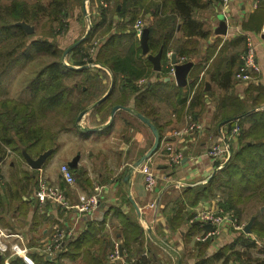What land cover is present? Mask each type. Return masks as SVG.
<instances>
[{
	"label": "crops",
	"instance_id": "crops-1",
	"mask_svg": "<svg viewBox=\"0 0 264 264\" xmlns=\"http://www.w3.org/2000/svg\"><path fill=\"white\" fill-rule=\"evenodd\" d=\"M154 1L156 3L157 0ZM85 2L86 12L83 8L81 11L84 14V21H88L91 15L97 16L98 3L96 0H85ZM148 2L149 0L145 4ZM253 2L254 0L214 2L207 13L199 15V20L207 23L210 33L207 38H198L197 52L184 61L188 64V71L182 85H178L170 73L157 77L161 69L154 70L151 62L152 76L148 80L144 78L138 80L140 85L146 80L148 86L154 84L150 90L145 85L140 91L134 92L126 104L118 103L112 107L107 104L99 108V103L114 86L113 74L102 65H98L100 70L88 69L89 73L97 74H101V70L105 71L106 75L101 79L105 90L99 98L90 102L77 115L75 123L78 131L75 133L81 135L84 139L83 143L75 147L71 145V148H68L61 142L62 140L57 141L55 150L48 149L49 153L38 168H33L27 163L24 156L26 152L23 151L22 158L28 165L27 168L20 171V175L13 180L4 178L12 186V192L6 191L8 195H16V189L13 186L21 187L22 190L8 206L6 205L5 211L0 213V220H6L2 228H11L10 233L23 237V245L27 247L28 255L36 250L31 244L37 239V242L47 239L55 224L71 229L65 241L82 232L92 233L95 237L103 234L110 237L111 234L113 239L110 238V240L113 244L118 242L121 246V217L114 212L113 208L116 207L129 219L137 222L142 233L143 247L146 246L149 252V247L153 252H158L157 259L161 261V264H223L224 256L228 254L226 264H264V227L259 229L260 237L254 232L255 220L263 219L264 221L263 200H259L261 202L258 204L259 213L241 223V229L232 227L230 222L225 220L218 235L202 239L208 231H205L204 226L197 225L200 222L198 212L219 209L220 200L215 197L201 198L195 205L190 206L183 199L185 188H196L204 184L224 165V162L212 160L205 154L208 147L215 141L219 125L222 124V122L218 124V118L215 115L217 101L232 93L239 98H245L249 108L264 109V35L261 36L259 33L264 21V0H259L256 5ZM117 9L120 7L117 6ZM109 19L110 15L107 22ZM142 20L145 27V24L152 20L151 13L148 11L143 14ZM81 24L76 15L71 17L68 36L78 40L72 42L63 53L65 56L68 52L63 60L64 64L74 69L90 68L86 64L83 66L71 64L72 61L68 57L73 48L70 46L79 40L82 41L90 27L85 24L86 29L82 30ZM13 25L16 24L13 23ZM130 29L128 16L114 13L112 25L104 40L112 34H120L122 38L130 40L123 53L129 50L133 41H136L140 47L141 32L135 28L134 35L130 36L128 34ZM247 35L251 36L256 44L255 57L260 70L253 73L255 75L253 80L236 83L235 73L240 66ZM136 42H134L135 45ZM68 48L70 49L65 53ZM32 50L29 45L25 46L26 55L20 56L19 59L28 58ZM36 54L39 59L42 57L39 52ZM145 57L148 58L141 49L140 60ZM228 70L233 73L232 85L229 89H222L218 79ZM28 83L24 85L23 82L20 86L21 90L16 94L18 98L11 99L25 102L31 100L33 95ZM71 84H75V81L72 80ZM180 87L182 89H179ZM119 93V90L114 92V96H119ZM141 93H143L142 96ZM114 106L119 107L113 112ZM191 112L203 123L204 129L187 137L177 138L169 134L171 130L181 128L186 122V113ZM139 114L151 122L159 135L158 147L147 160L143 157L150 150L155 136L149 125L139 118ZM36 120L40 123L39 110ZM42 123H45L44 113ZM223 126L226 128V123ZM237 145L238 142L234 136L229 143L230 151ZM170 149H178L182 152L183 157L180 163L171 166L168 164L164 153ZM38 156L30 157L35 159ZM3 158L0 159V165ZM74 158H76L75 166L69 167L78 179L74 184L69 185L60 176L59 164L62 162L69 164ZM145 161L150 163L158 176L157 192H159L160 201L156 211L147 207L155 194L144 189L142 174L139 171V167ZM8 166L10 170H14L15 162L11 161ZM32 170H37V181L44 177L49 182L65 188L72 208L63 211L48 200L40 202L34 195L36 188L31 186L32 180L26 177V173H32ZM2 186L3 183H0V195L4 197L6 193L3 189L1 190ZM94 187L101 189L98 208L91 215L79 214L75 205L80 196ZM136 204L142 207L140 214L136 212ZM175 206L180 209L178 216L171 210ZM15 221L20 222L19 229L12 226ZM249 222H251L250 232L247 233L243 228ZM88 223L90 227L92 226L91 230L88 229ZM158 237L164 240V244L156 243L159 240ZM209 238L211 239L206 242ZM9 239V241H15L17 238L11 236ZM98 247V244L88 247L85 245L84 249L89 248L91 252H94ZM162 248L166 249V252L159 254ZM221 249L225 251L223 255L213 258L212 255ZM121 250L123 254L122 246ZM80 254L81 257L82 254ZM2 257L3 254H0V259ZM8 259L6 257L3 264H8ZM21 259L25 262L23 258ZM73 262L78 263V261ZM33 264H35L34 261ZM86 264L91 263L86 262ZM154 264L158 263L155 261Z\"/></svg>",
	"mask_w": 264,
	"mask_h": 264
},
{
	"label": "trees",
	"instance_id": "trees-1",
	"mask_svg": "<svg viewBox=\"0 0 264 264\" xmlns=\"http://www.w3.org/2000/svg\"><path fill=\"white\" fill-rule=\"evenodd\" d=\"M84 1L0 0V72H6L12 64L19 60L20 56H25V46L27 45L34 52L44 53L45 57L48 54L51 57L50 61L45 63L28 83L29 90L33 95L31 100L25 102L11 98L0 99V159L10 153L23 157V151L30 156H38L48 149L55 150L60 132L78 131L75 123L78 113L104 92L105 86L101 84V79L106 75L105 71L101 70V74L89 73L88 69L91 68L74 69L64 64L62 60L64 48L59 45L56 38L68 30L70 19L74 15L82 23V30L86 29L84 14L81 11ZM96 1L98 14L95 17L90 16V27L87 34L70 50L68 57L72 61L71 64L83 66L88 62H96L112 72L114 86L99 103V108H103L107 104L110 107L118 103L126 104L134 92L140 91L145 85L148 86L147 80L153 74L151 61L146 57L140 60L141 49L136 41V45L134 41L130 44L126 53L117 52L116 47L122 38L120 34H112L99 46L98 44L93 45V54H90V46H87V42L91 40L98 29L105 27V30L108 31L112 25L114 13L128 16L131 26L128 33L130 36L135 33L133 25L137 16L139 14L143 16L148 11L151 13L152 20L145 24L148 52L150 54L160 52L161 54V72L156 74L159 77L169 74L168 52L174 53L177 60L180 57L190 58L197 52L198 38H207L210 33L207 23L199 20V15L207 11L214 2L217 3L220 0H157L156 3L154 0H149L147 4L145 2L148 0ZM117 6L120 9H117ZM108 15H110V19L107 22ZM19 21L26 22L33 27L42 23L44 27L48 25L49 30L43 32L42 35L34 31L27 33L21 26L13 25ZM232 75V71L228 70L220 76L218 82L222 89L231 88ZM75 76L82 78L81 80L76 79L75 84L68 82ZM141 78L147 80L140 85L138 80ZM152 85L154 84L148 86V90ZM118 90L120 91L119 96H114V92ZM38 110L39 115L43 113L45 115L52 111L56 116L60 115L65 119L60 122L58 129L52 130L49 126L37 122ZM192 114L196 116L194 113ZM215 115L218 118V124L228 120L226 122L228 131L235 123L238 125L240 130L236 136L238 145L231 149L227 161L209 180L196 188H185L183 199L192 206L201 198L207 199L218 194L219 207L225 211L234 208L239 214L241 209L235 206V203L240 198L260 197V200L264 201V109L249 108L245 98H239L231 93L226 98L222 97L217 101ZM33 119L35 120L33 121ZM31 172H27L26 177L32 182L35 181L34 188H37L39 184L36 178L37 170ZM77 179L78 177L76 178L75 175V180ZM6 185L8 192H12V186L8 183ZM13 187L16 189V195L5 194L4 197L0 195V213L3 212L5 204L8 206L10 201L17 197L19 191L22 190L21 187ZM63 190L68 194L65 188ZM113 210L121 217L120 224L122 226L120 233L123 262L118 264H154L155 261L161 264V261L157 259L158 252H153L151 247H149V252L146 246L143 247L142 233L137 222L129 219L118 208L114 207ZM171 210L177 215L180 209L175 206ZM208 224L197 223L199 226H204L205 231L213 228L211 224ZM263 227V223L259 224L255 220V231H253L258 237L261 236L259 229ZM91 228L92 226L90 227L89 224L88 229L91 230ZM210 239H207L206 242ZM94 244L99 246L94 252H91L89 248L84 249L85 245L88 247ZM113 245L106 234L95 237L92 233L82 232L65 241L63 250L55 254L54 260H48L44 254L37 250L30 253L29 256L35 264H66L65 259L78 261L76 264H86V262L107 264L105 252L112 250ZM161 252L159 250V254ZM224 252V249H221L212 257L222 256ZM228 256L229 254L224 256L223 264L227 263ZM8 258V264H26L17 255L11 254ZM4 259L5 256L0 259V264H3Z\"/></svg>",
	"mask_w": 264,
	"mask_h": 264
},
{
	"label": "built area",
	"instance_id": "built-area-1",
	"mask_svg": "<svg viewBox=\"0 0 264 264\" xmlns=\"http://www.w3.org/2000/svg\"><path fill=\"white\" fill-rule=\"evenodd\" d=\"M222 2H226L227 0H220ZM259 0H254L253 4L256 5ZM134 28H136L139 32L144 28V22L141 19H137L134 23ZM260 35H264V21L260 28ZM93 46L90 47V54L93 52ZM256 44L251 36L247 35L245 40V48L241 54V63L240 66L235 73V78L240 82H248L254 79L253 73L259 72L260 67L257 64L256 57ZM169 56V73L173 75L174 73V64L170 62L171 52L167 53ZM186 60L185 57H180L177 60L178 63H184ZM186 122L179 129L171 130L169 134L175 137H187L196 132H201L204 129L203 123L196 118L192 113H186ZM224 124L219 125L217 131V137L213 144H211L208 149L205 151V154L211 158L212 160H218L220 163L226 162L230 156V147L229 143L232 137L237 136L239 134V127L235 123L232 128L228 131L227 127L223 126ZM225 128V129H224ZM168 164L174 165L181 162L183 154L178 149H170L168 152L164 153ZM149 159V158H148ZM139 171L142 174L143 186L144 189L149 192L155 194V196L148 202L147 207L156 211L159 205V192H157V184H158V176L156 170L151 167L150 163L145 161L139 167ZM59 173L61 178L69 185L74 183L73 171L70 169L67 163H62L59 167ZM100 193L101 189L99 187H94L93 191L89 194H85L80 196L77 204L75 205V209L79 214L83 215H91L98 208L100 203ZM34 195L38 198L40 202L50 201L54 206L59 208L60 210L66 211L72 208L71 202L63 188L60 186L49 182L46 178H40L38 187L36 188ZM138 206V205H137ZM140 213L142 212V207L138 206ZM198 217L200 222L209 223L213 226L211 230L206 232L202 239L208 238L212 235H217L220 233L221 225L225 220H231L235 225V228L241 229L242 225L237 223V218L232 214H229L223 208L219 207V209L215 211L211 210H201L198 212ZM231 223V222H230ZM53 231L47 241L44 243H40L41 248H35L37 251H40L44 256L47 257L48 260H54L55 254L61 252L64 247V242L71 233V229H66L60 224H55L53 226ZM15 236L17 241L10 242L6 241L7 238ZM159 240L156 243L164 244V240L158 237ZM120 244L118 242L114 243V247L111 252L107 256V264H118L119 262H123V254H120L119 250ZM164 252H163V251ZM162 253L166 252V249L162 248ZM7 251H10L12 255H17L24 259L28 264H33L30 256L28 255V249L23 245V238L19 234H13L9 231H4L0 228V254H3Z\"/></svg>",
	"mask_w": 264,
	"mask_h": 264
},
{
	"label": "rangeland",
	"instance_id": "rangeland-1",
	"mask_svg": "<svg viewBox=\"0 0 264 264\" xmlns=\"http://www.w3.org/2000/svg\"><path fill=\"white\" fill-rule=\"evenodd\" d=\"M210 8L211 7H209L207 9V11H204L202 13H205V12L207 13ZM137 19H141L142 20V15L139 14L137 16ZM89 20L88 21L86 20L85 24L90 25L89 24ZM48 30H49L48 25L44 27L42 25V23H39V25L37 27H33V31L35 33L39 34V35H42L43 32H47ZM68 30H69V27H68ZM68 30L63 35H60V36L56 37L59 45L62 48H64V50L74 40L77 39V38L74 39L75 37H71V36L69 37L68 36ZM83 33H84V31H83ZM107 33H108V31L105 30V27L102 28V29H98L96 31V33L91 37V40L89 42H87V46L91 47V46H93L95 44H98V46H99V44H101L103 42V40L106 37ZM129 42H130V40H128L127 38H121L120 44L116 47L117 52H124V50L127 49L128 45H129ZM36 53L37 52H34V50H32L31 51V55L28 58H23L24 57L23 56L15 64H12L13 66H10L6 72H0V99H2V98H18L16 96V94L18 93V91L21 90L20 89L21 84L24 82V85H26L35 76L37 70L42 68L43 64L48 63L50 61V59H51L50 55H48V54H46V57H43V56H45V54L41 53V52H39V53H40V56H42V57H40V59H39V56ZM67 54H68V52L66 53V55ZM66 55L64 56L62 54V60H64V58L67 57ZM91 56L94 57V55H91ZM21 59L23 60V62H22ZM98 65H101V64L96 63V62H88L86 64V66H88L90 68H98L100 70V67H98ZM81 78H82L81 76H78L76 78L73 77V78L69 79L68 82H71L72 80L75 81L76 79L77 80H81ZM236 83H239V81L236 80ZM64 119L65 118L63 116L62 117H60V115L56 116L55 113L50 111L48 113H45V123H44V125L49 126L52 130L58 129L60 122L61 121L63 122ZM40 122L42 123V114H40ZM64 132L65 131L60 132V134H59L60 137H59L58 141L62 140L61 142H63V144L65 146L67 145L68 148H71V145H73L75 147L79 143H83L84 139L81 137L80 134L75 133L76 131L69 132V133H64ZM11 161L15 162L14 170H10L9 169L8 165H9V163ZM62 163H64V162H62ZM61 164H59V167H60ZM27 166L28 165H26L25 160L22 157L21 158H17L13 153H10L9 155H4L3 162L0 165V183H3V186L1 187V190L3 189L5 192L8 191V188L5 185L8 182H6L7 180H5V179L13 180V178H16L17 176H19L20 175V171L25 170V168H27ZM1 181H5V182H1ZM75 181L76 180H75V174H74V183H75ZM34 182L32 183L33 187H34ZM92 191H93V189H90L89 192L86 193V194H89ZM6 194H8V193L6 192ZM218 196L219 195L217 194L214 197L218 198ZM259 200H260V197L259 198H249V197L240 198V200L235 203V206L239 207L241 209V212L238 214L237 211L234 208H231L227 212L229 214H232L236 218L238 217L237 218L238 222H236V224L237 223L241 224L243 222H246L249 219L248 217L251 218L252 215L259 213V211H257V210H259L258 204L261 203ZM254 202H256V203H254ZM12 205L14 206L13 203H12ZM5 209H6V204H5L3 212L5 211ZM19 212H21V211H19ZM258 220H257V222L259 224H262L263 219H258ZM4 222H6L5 219H4V221H0V225H1L0 228L3 229L4 231H7V232L9 230L12 231L11 228H8V229L7 228H2V226H4ZM229 222H231L230 224L232 225V227L235 228V225L232 223V221L229 220ZM12 226L16 227L17 229H19L20 228V222L19 221H15L12 224ZM60 226H62V225H60ZM52 231H53V229H52ZM52 231L49 234L48 238L52 234ZM48 238L45 239L44 241H42V243L47 241ZM109 238L113 239L111 234H110ZM9 240H10L9 238L6 239V241H9ZM37 240L34 243H32V244L30 243L33 246L32 248L34 250L37 247L41 248V245H40L41 242H37ZM15 241H17V239ZM10 242H13V241H9V244H10ZM7 252L3 253V257L5 256V258H6V257H9V255H11L10 251H7ZM110 252H111V249L105 252L106 263H107V256H108V254ZM64 262L66 264H75V262L70 261L68 259H65Z\"/></svg>",
	"mask_w": 264,
	"mask_h": 264
},
{
	"label": "water",
	"instance_id": "water-1",
	"mask_svg": "<svg viewBox=\"0 0 264 264\" xmlns=\"http://www.w3.org/2000/svg\"><path fill=\"white\" fill-rule=\"evenodd\" d=\"M82 8H83V11L86 12V2L84 1L83 2V5H82ZM16 25H19L23 28V30L25 32H31L33 30V26L27 24L26 22H23V21H19V22H15ZM81 40H79L78 42L72 44V46H70V48L74 47L75 45H77ZM140 47L142 49V52L144 54H147L148 56V59L152 62L153 64V69L154 70H160L161 69V64H160V59H161V54L160 52H158L157 54H148V51H149V47H148V36H147V27L145 26L142 31H141V34H140ZM68 48L65 53L70 49ZM170 62L172 64H174V73H173V76L175 78V81L178 85H182L184 84L185 82V76H186V73L188 71V64L187 63H177V59H176V56L174 53L171 54V57H170ZM119 106H114L113 108V112L118 108ZM139 118L146 122L149 127L152 129L153 133H154V142L150 148V150L145 154V156L143 157V159L147 160L153 152H155V150L157 149L158 147V144H159V135H158V132L157 130L155 129V127L151 124V122L143 117L142 115H138ZM226 121H223L222 124L226 123ZM221 125V124H220ZM49 153V150L46 151L45 153H42L41 155H39L37 158H31L28 154L24 153V156H25V159L27 161V163L33 167V168H38L41 163L45 160L46 158V155ZM76 164V158H74L73 160H71V162H69V166H75ZM221 166H219L220 168ZM135 209H136V212L138 214H140V211L138 209V206L137 204L135 205ZM250 225H251V222L247 223L246 226H244L243 230L245 232H250ZM119 250H120V254H122V250H121V246H119Z\"/></svg>",
	"mask_w": 264,
	"mask_h": 264
},
{
	"label": "bare ground",
	"instance_id": "bare-ground-1",
	"mask_svg": "<svg viewBox=\"0 0 264 264\" xmlns=\"http://www.w3.org/2000/svg\"><path fill=\"white\" fill-rule=\"evenodd\" d=\"M173 136V135H172ZM173 137H175V136H173ZM73 174V176H74V173H72Z\"/></svg>",
	"mask_w": 264,
	"mask_h": 264
}]
</instances>
